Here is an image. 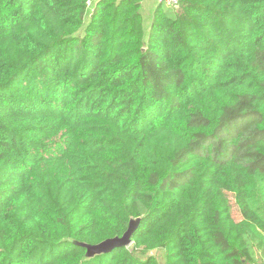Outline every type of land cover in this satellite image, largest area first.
I'll return each instance as SVG.
<instances>
[{"label":"trees","instance_id":"16d2710c","mask_svg":"<svg viewBox=\"0 0 264 264\" xmlns=\"http://www.w3.org/2000/svg\"><path fill=\"white\" fill-rule=\"evenodd\" d=\"M143 1L0 0V264H264V0Z\"/></svg>","mask_w":264,"mask_h":264},{"label":"water","instance_id":"95a60500","mask_svg":"<svg viewBox=\"0 0 264 264\" xmlns=\"http://www.w3.org/2000/svg\"><path fill=\"white\" fill-rule=\"evenodd\" d=\"M139 226V220H132L127 232L122 237H117L114 239L107 240L99 245L88 246L83 245L88 249L89 255H99L109 251L114 250L115 248L129 247L132 244V235L136 232ZM157 251H153L152 255L155 256Z\"/></svg>","mask_w":264,"mask_h":264},{"label":"rangeland","instance_id":"374dc122","mask_svg":"<svg viewBox=\"0 0 264 264\" xmlns=\"http://www.w3.org/2000/svg\"><path fill=\"white\" fill-rule=\"evenodd\" d=\"M157 5H158V0H144L143 1L142 14L144 17V28H145L146 32H148L150 29L152 19H153V14L157 8ZM164 8H166V7L164 6ZM232 203H233V215L238 220V219H240V215L238 213L235 200L232 199ZM166 255L167 254L165 251H163V250L158 251L156 256H157V260H158L159 264H167V256Z\"/></svg>","mask_w":264,"mask_h":264},{"label":"built area","instance_id":"2783aa9c","mask_svg":"<svg viewBox=\"0 0 264 264\" xmlns=\"http://www.w3.org/2000/svg\"><path fill=\"white\" fill-rule=\"evenodd\" d=\"M159 4L167 8H176L179 4V0H158Z\"/></svg>","mask_w":264,"mask_h":264},{"label":"crops","instance_id":"0c3cea01","mask_svg":"<svg viewBox=\"0 0 264 264\" xmlns=\"http://www.w3.org/2000/svg\"><path fill=\"white\" fill-rule=\"evenodd\" d=\"M158 5H159V1H158ZM158 5H157V6H158Z\"/></svg>","mask_w":264,"mask_h":264}]
</instances>
